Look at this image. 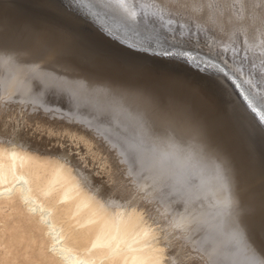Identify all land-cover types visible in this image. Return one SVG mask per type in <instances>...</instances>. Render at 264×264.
Wrapping results in <instances>:
<instances>
[{
  "label": "rangeland",
  "instance_id": "obj_1",
  "mask_svg": "<svg viewBox=\"0 0 264 264\" xmlns=\"http://www.w3.org/2000/svg\"><path fill=\"white\" fill-rule=\"evenodd\" d=\"M70 2L0 0V139L67 159L110 202L152 216L177 264H264L261 104L205 62L126 40ZM91 25L143 56L107 49ZM19 201L0 205V264H40L47 231ZM12 228H31L34 248L13 246Z\"/></svg>",
  "mask_w": 264,
  "mask_h": 264
},
{
  "label": "bare ground",
  "instance_id": "obj_2",
  "mask_svg": "<svg viewBox=\"0 0 264 264\" xmlns=\"http://www.w3.org/2000/svg\"><path fill=\"white\" fill-rule=\"evenodd\" d=\"M90 1L106 5L107 9L111 10V14L119 18L120 21L128 20V23L131 22L134 27H137L142 37L154 39L155 41L164 40L162 37H165L176 47L196 48L194 50L206 58L221 63L237 77L240 83L251 92L252 97L264 107V103H261L264 100V2L262 0H244L243 3L239 4L233 3L232 0H214L211 4L207 0ZM113 15L111 16L113 17ZM91 26L94 32L96 31L105 39H102L101 43L107 49L112 48L113 51L117 49L143 56L140 52L133 51L132 46L130 47L125 42L119 43L114 41L113 38H109L111 35L113 37L112 33L109 35L108 32L110 31L107 34L103 30L104 28L101 29L97 25ZM153 55L156 54L151 56ZM206 64L208 63L206 62ZM14 65L16 66V64ZM209 67L211 68V66ZM11 76L13 77V75ZM203 76L207 77V74L205 73ZM16 78L10 81L12 85L17 82L18 79ZM201 80L202 85L205 84L208 88L212 87V90H215L213 84H210L212 81H206L203 78ZM234 106L232 105V107ZM235 108L237 107L235 106ZM258 126L261 129V126ZM200 137L202 138V136ZM19 142L16 139H0V205L13 202L18 198L25 204L29 216L34 217L39 226L47 231L48 251H44L45 245L41 242L40 247H38L41 252L35 255L38 256L40 264H177L174 261V253L169 250L171 244L165 242L167 236H164L161 226L156 225V223H159L156 219L152 216H145L137 206H127V204L123 206L120 203L110 202L106 195L99 189L94 188V185L92 186L90 182L88 183L84 179L83 173L81 172V174L67 159L46 155L42 153L43 151L40 153L36 149H31ZM113 147L115 148V146ZM262 166L264 168L263 163ZM262 172L264 173V171ZM198 180L200 179L198 178ZM9 231L13 246H24L26 250L34 248L36 239L31 228L30 230L22 229L21 231L12 228ZM32 260V258L23 260L21 264H31Z\"/></svg>",
  "mask_w": 264,
  "mask_h": 264
},
{
  "label": "water",
  "instance_id": "obj_3",
  "mask_svg": "<svg viewBox=\"0 0 264 264\" xmlns=\"http://www.w3.org/2000/svg\"><path fill=\"white\" fill-rule=\"evenodd\" d=\"M74 6L82 11H84L87 15H89L91 18L96 20L98 23H100L103 26H106L107 28L113 30L114 32H117L119 34H122L126 40H133V41H140L145 43H156L153 39H148L141 36V33L138 31L137 27H134L131 22H127L128 20L120 21L119 18L114 17L113 14H111V10L107 9V6L102 5L101 3H92L90 0H70ZM95 1V0H93ZM113 15V17L111 16ZM164 40H161L158 45L168 48L170 50H173L174 53H177L180 56H184L187 59L190 60H197L198 62H206L211 66V69H214L217 71L221 76L229 80L233 83V85L237 88L238 92L243 95L244 98L249 100H255V98L252 97V94L247 88H245L244 85L240 83V81L235 77L230 70H228L226 67H224L219 62H213L210 59L206 58L204 55L199 53L198 51L194 50L196 48H180L176 47L173 44L170 43V41L165 37H162ZM157 45V44H156ZM206 64V65H208ZM208 66V68H210ZM259 103V102H258ZM262 106V105H261ZM263 110L264 107L262 106Z\"/></svg>",
  "mask_w": 264,
  "mask_h": 264
},
{
  "label": "snow or ice",
  "instance_id": "obj_4",
  "mask_svg": "<svg viewBox=\"0 0 264 264\" xmlns=\"http://www.w3.org/2000/svg\"><path fill=\"white\" fill-rule=\"evenodd\" d=\"M207 2H208L209 4H211V3L214 2V0H207ZM232 2L235 3V4H239V3H243L244 0H232ZM262 2H264V0H262ZM261 103H264V100H262ZM253 111H255V109H253ZM259 119H260V121H261L262 123H264V114H261V115L259 116Z\"/></svg>",
  "mask_w": 264,
  "mask_h": 264
}]
</instances>
